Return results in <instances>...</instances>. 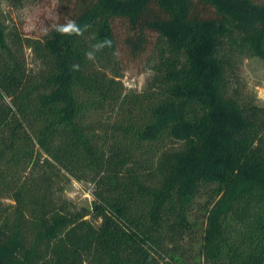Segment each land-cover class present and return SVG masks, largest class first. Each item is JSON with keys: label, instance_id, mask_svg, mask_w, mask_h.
Segmentation results:
<instances>
[{"label": "trees", "instance_id": "16d2710c", "mask_svg": "<svg viewBox=\"0 0 264 264\" xmlns=\"http://www.w3.org/2000/svg\"><path fill=\"white\" fill-rule=\"evenodd\" d=\"M61 2L42 39L0 21V264H264V104L239 86L264 0ZM121 44L154 46L142 90ZM61 175L94 183L91 208Z\"/></svg>", "mask_w": 264, "mask_h": 264}, {"label": "rangeland", "instance_id": "374dc122", "mask_svg": "<svg viewBox=\"0 0 264 264\" xmlns=\"http://www.w3.org/2000/svg\"><path fill=\"white\" fill-rule=\"evenodd\" d=\"M61 0H0V21L7 27L8 33H18L22 38L42 39L49 34L62 16ZM156 40L153 36V41ZM151 46L147 51L134 57L121 44L119 59L123 68L121 79L129 89L142 90L152 77L155 62V49ZM24 57L29 70H39L43 63L31 47L25 46ZM239 86L245 98H253L264 104V58L243 55L239 60ZM235 87V86H234ZM41 167V168H40ZM36 169L35 176L43 182L42 167ZM51 173V171H49ZM56 197L60 201H70L78 209L92 207L94 183L86 180L68 179L64 175L57 178ZM4 205L13 203L9 198L1 199ZM94 223H100L88 215Z\"/></svg>", "mask_w": 264, "mask_h": 264}, {"label": "clouds", "instance_id": "9594fccd", "mask_svg": "<svg viewBox=\"0 0 264 264\" xmlns=\"http://www.w3.org/2000/svg\"><path fill=\"white\" fill-rule=\"evenodd\" d=\"M60 31L64 33H72V32H78L79 29L74 23H69L67 26L61 28Z\"/></svg>", "mask_w": 264, "mask_h": 264}]
</instances>
